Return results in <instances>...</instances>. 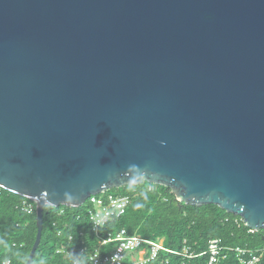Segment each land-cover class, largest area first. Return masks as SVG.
<instances>
[{
  "label": "water",
  "instance_id": "obj_1",
  "mask_svg": "<svg viewBox=\"0 0 264 264\" xmlns=\"http://www.w3.org/2000/svg\"><path fill=\"white\" fill-rule=\"evenodd\" d=\"M149 181L264 228V0H0V186L44 206Z\"/></svg>",
  "mask_w": 264,
  "mask_h": 264
},
{
  "label": "trees",
  "instance_id": "obj_2",
  "mask_svg": "<svg viewBox=\"0 0 264 264\" xmlns=\"http://www.w3.org/2000/svg\"><path fill=\"white\" fill-rule=\"evenodd\" d=\"M110 190L129 194L131 199L126 213L103 226L98 234L84 215L85 206L46 204L42 236L32 264H73L76 258L81 259L80 264H92L90 255L101 240L117 236L122 228L131 235L152 240L164 238V244L175 251L162 249L156 258L140 264H209V252H201L208 249L212 238H220L229 246L264 245V228L251 229L240 215L215 203L197 205L180 201L170 186L144 180ZM24 198L27 196L0 186V264L7 260L8 264H25L36 239V210H23ZM116 243L110 242L102 251H108ZM83 247L86 248L81 253ZM137 256L136 250L128 252L124 264H135L133 257ZM218 264L242 263L231 251Z\"/></svg>",
  "mask_w": 264,
  "mask_h": 264
},
{
  "label": "built area",
  "instance_id": "obj_3",
  "mask_svg": "<svg viewBox=\"0 0 264 264\" xmlns=\"http://www.w3.org/2000/svg\"><path fill=\"white\" fill-rule=\"evenodd\" d=\"M130 199L129 194H117L109 189L91 194L81 206H85L84 215L91 220L92 228L98 234L103 226H106L110 221L119 219L126 213ZM36 204L34 199L27 197L22 200L21 207L27 212H33L36 210ZM81 215L79 213L78 217ZM113 241L117 242L113 248L102 251V247ZM85 248H81L80 252L83 253ZM162 249L175 252L164 244V238L152 240L138 234H127L126 229L122 228L118 231L117 236L109 235L103 238L99 247L90 255V260L92 264H124L126 254L136 250L138 256L137 258L134 256L133 260L135 264H140L156 258ZM231 251L236 254L242 264H262L263 262L264 245L256 248L229 246L223 244L220 238L210 239L208 249L201 253L209 252V264H218ZM8 263L10 260L3 261V264ZM80 263V258H76L73 262V264Z\"/></svg>",
  "mask_w": 264,
  "mask_h": 264
}]
</instances>
